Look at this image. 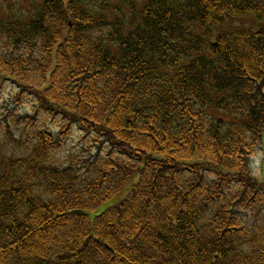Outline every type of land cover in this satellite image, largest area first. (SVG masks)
Listing matches in <instances>:
<instances>
[{"label": "trees", "instance_id": "trees-1", "mask_svg": "<svg viewBox=\"0 0 264 264\" xmlns=\"http://www.w3.org/2000/svg\"><path fill=\"white\" fill-rule=\"evenodd\" d=\"M4 85L32 137L0 157V264H264V0H29Z\"/></svg>", "mask_w": 264, "mask_h": 264}, {"label": "rangeland", "instance_id": "rangeland-1", "mask_svg": "<svg viewBox=\"0 0 264 264\" xmlns=\"http://www.w3.org/2000/svg\"><path fill=\"white\" fill-rule=\"evenodd\" d=\"M29 7V0H0V12H3L5 15H12L17 18L24 17L26 15V12ZM237 22H234L233 24L229 25L226 28L223 29H215L213 34H219L220 32L226 31L228 33L232 32L235 28ZM241 24L238 25V27ZM214 38V36H213ZM4 45V43H3ZM14 88L11 85H4L2 91L0 92V120H3L4 116H6L4 123H1L0 127V157L1 156H12L14 154L20 155L24 154L25 150L22 147V144H26L27 141L30 140L32 137L30 135V129L27 126L23 127H14L12 125L11 121V114L10 112L14 109L15 103H7L10 100L11 94L17 93L15 92ZM33 102V99H30V105L29 102H25L24 105L26 109H30L31 104ZM6 106H11L8 110V113H6ZM7 114V115H6ZM7 129L12 133L11 138L10 135L4 131V129ZM78 134L73 132V136L69 138L65 144V146L59 150L58 154L56 155L55 163L59 165L60 167L66 166V163L68 162L69 158H73L74 156H84L89 155L85 149V144L79 141ZM12 138H16L20 141V146L18 147L16 145L13 146ZM94 152H92V155ZM264 168V158L262 154H259L253 164V172L254 175L259 177L262 175V172ZM128 192H124L117 200H112L108 204L103 205L101 208H99L95 213L92 214V217L94 215H98L102 213L104 210H106L109 207H113L114 205H117V203L121 202L125 197H127ZM252 211L248 216L247 212L242 213L244 217L243 222L246 224L245 226L253 230L255 227H260L264 225V211H260L257 208L252 209Z\"/></svg>", "mask_w": 264, "mask_h": 264}]
</instances>
